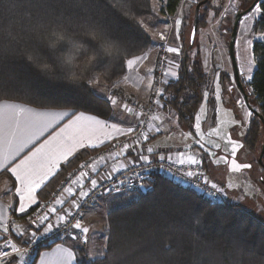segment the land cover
<instances>
[{
  "label": "trees",
  "instance_id": "obj_1",
  "mask_svg": "<svg viewBox=\"0 0 264 264\" xmlns=\"http://www.w3.org/2000/svg\"><path fill=\"white\" fill-rule=\"evenodd\" d=\"M179 1L169 0L162 12L174 14ZM258 5L262 12L253 31L264 33V0ZM151 12V0H0V102L107 119L112 108L88 81L98 75L114 84L124 75L126 60L148 50L151 39L139 19ZM203 22L199 17L197 31ZM189 52L182 53L162 98L185 126L193 124L208 77ZM251 54V80L241 81L251 110L244 144L255 151L264 139L259 119H264V40L253 41ZM98 149L63 164L39 198L47 200ZM129 196L106 216L103 256L77 264H264V221L239 206L210 203L159 175L147 193ZM44 247L49 245L35 256Z\"/></svg>",
  "mask_w": 264,
  "mask_h": 264
},
{
  "label": "crops",
  "instance_id": "obj_2",
  "mask_svg": "<svg viewBox=\"0 0 264 264\" xmlns=\"http://www.w3.org/2000/svg\"><path fill=\"white\" fill-rule=\"evenodd\" d=\"M178 9L179 7H177L174 14L163 13L160 10L159 16H156L152 12L149 21L150 32L153 34L169 28L173 19V27L170 28L171 32L168 35L169 42L173 48H179L180 42H182L181 39L176 38L174 27V19L177 17ZM213 39L211 42L217 48L219 42ZM252 43L253 41L250 42V50ZM158 47V40L155 36H152V43L148 50L143 55L138 56L142 57L138 64L131 69L126 65L124 75L109 89L99 92L98 96L106 99L112 108L111 115L107 119L85 113L86 116L96 117V120L76 121V116L80 112L73 113L64 109H37L16 102H0V104L7 102L9 105H18L20 108L25 109L27 114L37 112L57 114L54 117H48L50 121L48 128L39 136V139H34L32 143H29L18 156H15L9 149V146L0 138V178H2L6 187L4 191L0 190V245L2 232L5 230L9 212H14L19 217H23L43 202L38 196L39 191L56 175L63 164L67 163L79 152L95 150L104 145L111 144L128 135L136 128L138 116L129 110L124 101L138 100L146 102L150 98L154 84V70L157 64ZM218 51L220 58L224 62V51L220 49ZM209 53L210 50L208 49L205 53L203 51L206 60V65H204L205 61L202 56L204 69L210 66ZM224 72L218 70L214 74L212 73V76L207 77L202 101L191 126L180 125L176 114L162 100L158 116L151 124L147 138L133 149L127 151L122 158L104 159L96 163L94 173L89 175V180H103L115 174L124 166L140 161L141 157L150 159L157 155H162L177 161H199L206 171L208 180L225 191L228 204L239 206L241 210L248 212L247 206L249 205L247 202L250 203V197L253 198L258 192V188L256 187L258 180L253 168V151L247 149L244 144L245 132L251 120V112L249 108H245V105H235V101L241 96H239L238 91H234L233 93L228 92V86L233 83L229 80L230 83L225 85V75L228 74ZM170 73L177 74V66L171 61L167 67V74L168 80H174L176 76L173 77ZM246 80L249 82L251 79ZM116 95L118 96L117 99L115 98ZM7 111H9L7 108L0 109V113H6ZM64 112H67L68 115L61 118L59 114ZM0 127H2V117H0ZM84 127L87 128L86 132L82 131ZM130 128L132 131H129ZM0 136H2V133H0ZM82 136L87 137L84 139V146H80L78 143ZM232 141H236L238 146L235 157L232 156ZM45 144H47V147L44 149L43 155L59 159V166L53 169L52 173H48L47 179L40 188L36 189L35 193H31L29 191V184L27 182H18L11 169L19 165L21 161L26 160L41 145ZM91 145H96V147H92ZM239 145L243 146L239 147ZM69 148L72 149V153L69 155L68 160L65 161L61 158V154ZM233 159L240 164H250L251 167L235 171L232 167ZM42 163V156L37 157L35 161H30L28 165L23 169H19L18 172L24 175L35 168L33 178H36L47 171L46 166L38 167ZM263 190L262 192L264 193ZM78 191V188H74L62 200L63 203H60L56 208L52 220L55 217L64 219L68 216L78 195ZM242 195L243 199H241ZM32 196L35 197V202H33ZM21 197L24 199L21 200ZM21 204L25 208L24 212L19 210ZM252 206L259 207L253 204ZM92 215L91 212L86 213L81 220L82 225L88 228L89 231L90 227L87 220ZM27 238L28 233L26 230H21L16 237L21 243L27 241ZM77 244L79 243L75 239H66L49 244V247H44L37 252L31 264H40L41 255L51 252L57 246L70 251L75 256L71 264H77V250L79 249ZM13 264H17L16 259L13 261Z\"/></svg>",
  "mask_w": 264,
  "mask_h": 264
},
{
  "label": "built area",
  "instance_id": "obj_3",
  "mask_svg": "<svg viewBox=\"0 0 264 264\" xmlns=\"http://www.w3.org/2000/svg\"><path fill=\"white\" fill-rule=\"evenodd\" d=\"M161 36H163V39H161ZM156 38L159 42V47L150 98L146 102L138 100L124 101L129 110L138 116L136 128L121 139L102 146L88 159L81 162L77 168L66 176L47 200L38 204L27 215L19 217L16 213L9 212L5 230L2 232L0 264H7L13 257H15L17 264H29L37 249L54 242L74 239L76 236L83 237L86 233L82 232L81 229L75 228L74 225L77 221L81 222L85 209L94 206L100 196L144 194L150 190L154 177L157 175L164 176L172 182L194 191L210 203L222 206L228 204L227 195L221 187L217 186L222 189L221 192H215L214 195L210 194L215 190L210 187L212 182L208 180L201 162L195 161L194 164L192 161L184 162L181 165L179 161L169 160L168 157L162 160L161 157H164L162 155H157L154 158L147 159V161L141 159L138 162L130 163L115 174L103 180H98V185L95 188L90 185L89 175L94 173L95 164L104 159L122 158L127 151L133 149L147 138L151 124L158 116L164 89L168 83L167 67L172 52L167 51L170 47L167 33L159 32ZM227 90L229 93L237 91L236 84L229 85ZM157 93L162 95H157ZM115 98L117 99L118 96L116 95ZM235 105H244L242 96L235 101ZM81 165L84 167L81 168ZM188 171L200 173L201 175L188 177ZM81 172L88 173V176L81 177ZM201 176L208 181L207 184L204 183ZM81 185H84L83 191L88 192L89 195L82 197L78 191L68 216L64 219L55 217L52 220L54 213L50 209H56L71 190L74 188L80 190ZM76 205H79V207ZM45 215H48L49 218L47 221H42ZM48 225L52 226L50 230H48ZM21 230H26L28 233L27 241L24 243L16 239ZM13 248L18 251L13 252ZM5 252L8 253L7 256L3 255Z\"/></svg>",
  "mask_w": 264,
  "mask_h": 264
},
{
  "label": "rangeland",
  "instance_id": "obj_4",
  "mask_svg": "<svg viewBox=\"0 0 264 264\" xmlns=\"http://www.w3.org/2000/svg\"><path fill=\"white\" fill-rule=\"evenodd\" d=\"M168 1L169 0H151L153 14L159 16V11L166 3H168ZM198 1L205 2L204 5H202L199 9V17L202 18L204 22L201 23L198 28L195 37V43L190 46L189 38L194 19V11ZM250 4L251 1L248 2L247 0H180L178 14L175 18L176 20L174 19V27L176 38L181 39L182 42H180V46L178 48L179 54L173 53L170 61L178 68L182 53L184 54V52H187V49H190V60L200 62L202 70L207 74L208 77L212 76V73L214 74L218 70L225 71L224 73L228 74L225 75V85H228L230 81L235 83L233 68L228 54V42L236 14L239 11H243L248 8ZM216 12H219V14L217 15ZM259 15L260 14L255 13L253 9L249 14L242 17L239 22L234 52L238 71L241 78L243 79H249V77H252L254 71V61L251 55L250 42L264 40V38H262L264 37V33L253 31V23L258 19ZM150 16L151 14L139 19V23L142 29L149 35L152 43V36H155L156 38L157 32L153 34L150 32ZM177 21H179V24ZM172 27L173 19L170 27L161 32H165L169 35L171 32L170 28ZM213 38L219 42V46L217 48H215L211 42ZM169 46L172 47L170 42ZM207 49L210 50V66L204 69L202 65V56L204 57L205 61L204 65H206L203 51L205 53ZM216 49L224 51V62L220 58L219 51L217 50L216 52ZM246 82L248 81L246 80ZM88 85L97 95H99V92L102 90L105 91V89L107 90L112 86L106 85L98 75H93L88 81ZM205 87L206 83L203 89H205ZM245 108L247 109L248 107L245 105ZM263 143L264 139L261 138L259 148L253 151V168L255 171L254 174L258 180L256 183L258 192L253 198L250 197L251 202H247L249 205L247 206V210L251 214L264 221V193L262 192V189H264V167H262L258 162V157ZM262 164L264 166V156ZM4 189H6L5 183L2 178H0V190L4 191ZM147 192L148 191L145 193ZM133 197L137 196L133 195ZM129 199V195H102L97 199L94 206L87 207L85 209L84 216L89 212H91L93 215L88 218L89 220H87L90 231L87 232L83 237L76 236V238H74L79 243L77 244L79 246V263H89L103 256L107 241L105 234L107 226L106 216L111 210L117 208L119 205L128 201ZM241 199H243V195L241 196ZM252 204L259 207L256 208L252 206ZM82 227L85 228L83 225Z\"/></svg>",
  "mask_w": 264,
  "mask_h": 264
},
{
  "label": "snow or ice",
  "instance_id": "obj_5",
  "mask_svg": "<svg viewBox=\"0 0 264 264\" xmlns=\"http://www.w3.org/2000/svg\"><path fill=\"white\" fill-rule=\"evenodd\" d=\"M254 12L257 14H260L262 12V8L260 5H256L254 8ZM179 24V21H177ZM264 38V37H262ZM161 39H163V36H161ZM168 52L177 53L179 54L178 48L169 47L167 49ZM142 59V57H134L126 60V65L128 68H133L135 65L138 64L139 60ZM173 77H175L176 73H170ZM251 79V77H249ZM157 95H162L161 93H157ZM9 109L6 113H0V117H2V127H0V133H2V136L0 138L3 139V142L9 146V149L12 151V153L15 156H18L24 148L28 146L29 143H32L34 139H39V136L43 134V132L48 128L49 126V120L48 117H54L57 114L56 113H50V112H37V113H31L27 114L26 110L23 108H20L18 105H9L7 102L4 104H0V109ZM30 112V110H28ZM61 118L64 116H67L68 113L64 112L62 114H59ZM250 115V113H249ZM96 120V117L94 116H86L85 113L80 112L78 116H76V121H94ZM82 131L86 132L87 128L84 127ZM129 131H132L130 128ZM86 136H82L80 141H78L80 146H84V139H86ZM233 149H232V156L235 157L236 152L238 151V146L236 141H232ZM92 147H96V145H91ZM243 145H239V147H242ZM47 147V144L41 145L40 148L36 150V152L32 153L31 156H29L26 160L21 161L19 165H16L15 168L11 169L13 174L16 176V180L20 183H28L29 184V191L31 193H35L36 189L40 188L41 185L45 182V180L48 177V173H52L53 169L57 168L59 166V159L43 155L44 149ZM72 149L69 148L66 151H64L61 154V158L65 161L68 160L69 155H71ZM43 158V163L38 165V167H45L47 168V171L44 172L43 175H38L36 178H33V172L35 171V168H33L31 171L26 172L24 175L19 174L18 170L23 169L26 165L29 164L30 161H35L37 157ZM142 160L147 161V157H141ZM161 159H165V157H161ZM171 159L170 157L168 158ZM227 159V158H225ZM179 163L181 165L184 164L183 160H180ZM192 163L194 164L195 161L193 160ZM84 166L81 165V168ZM232 167L235 171H240L241 169H247L250 168V164H240L237 163L235 159L232 161ZM54 174V173H53ZM81 177H87L88 173L81 172ZM194 175L200 176V173H194L192 171L187 172L188 177H193ZM201 179H203L204 183H208L206 179H204L201 176ZM90 185L92 188H95L98 185L97 179H91ZM210 187L215 190L213 193H210L212 195L215 194V192H221L222 189L218 188L215 183H212ZM84 185L80 186L79 194L84 197L88 196L89 193L86 191H83ZM33 202H35V197H31ZM24 198L21 197V200ZM60 203H63L61 201ZM79 207V205H76ZM21 212L25 211V208L23 204H21V207L19 209ZM51 212H55L56 209L52 208L50 209ZM48 215H45L42 218V221H47ZM63 219V218H62ZM51 225H48V230L51 229ZM75 228L81 229L82 232L87 233L89 231L88 228H82L81 222L77 221L74 225ZM34 235V234H33ZM13 252L18 251L16 248L12 249ZM4 256H7L8 253L5 252L3 254ZM75 259V256L70 252L66 251L65 249L61 248L60 246H57L55 249H53L51 252H46L41 255L40 258V264H71V261ZM15 260V257L12 258V260L8 261V264H13V261Z\"/></svg>",
  "mask_w": 264,
  "mask_h": 264
},
{
  "label": "water",
  "instance_id": "obj_6",
  "mask_svg": "<svg viewBox=\"0 0 264 264\" xmlns=\"http://www.w3.org/2000/svg\"><path fill=\"white\" fill-rule=\"evenodd\" d=\"M258 1L259 0H254L248 8H246L243 11H239L236 14L234 22H233L232 30H231V35H230L229 42H228V54H229V57L231 60L232 68H233L234 81H235L237 89L239 90V92L241 93V95L243 97V101H244L245 105L248 108H249V105L247 102V95L245 94V91H244L243 86H242V81H241L242 78H241L239 71H238L234 48H235V43H236V38H237L240 20L242 19V17L249 14L255 8L256 5H258ZM204 3H205L204 1L199 2L195 7L194 19H193L192 29H191V33H190V38H189L190 39L189 40L190 46H192L194 43V39H195L196 31H197L198 19H199V9L202 5H204ZM250 112H251V110H250ZM259 119L261 120L262 123H264L263 117L259 116ZM263 156H264V143L262 145V148H261V151H260V154L258 157V162L260 165H263L262 164Z\"/></svg>",
  "mask_w": 264,
  "mask_h": 264
}]
</instances>
